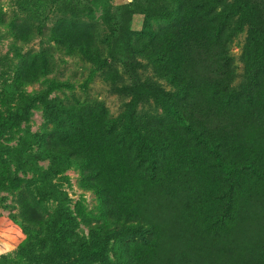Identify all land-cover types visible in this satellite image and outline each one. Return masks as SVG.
Returning a JSON list of instances; mask_svg holds the SVG:
<instances>
[{
	"label": "trees",
	"instance_id": "trees-1",
	"mask_svg": "<svg viewBox=\"0 0 264 264\" xmlns=\"http://www.w3.org/2000/svg\"><path fill=\"white\" fill-rule=\"evenodd\" d=\"M62 1L75 5L73 12L54 19L47 31L55 5L62 10L59 0H18L25 20L7 18L0 0V39H11L0 54V150L4 134L18 132L38 102L48 108L56 101L61 114L43 128L44 156L55 167L76 169L80 186L96 195L92 209L80 210L90 228L143 239V249L123 256L122 264H149L158 249L156 221L137 208L149 191L169 199L166 184L202 194L190 206L201 216L204 240L223 224L245 226L244 215L259 217L264 226V0H134L147 14L138 34L128 5L116 10L103 33L86 22L88 16L80 18L81 8L88 11L85 0ZM73 23L89 26L78 33ZM242 32L245 71L236 85L228 47ZM38 37L92 64L80 84L84 93L106 73L114 90L131 98L125 110L110 116L102 101L78 95L74 82L49 77L52 51L24 50ZM147 68L152 75H145ZM37 82L44 87L30 91ZM151 101L159 111L145 108ZM248 144L252 151L241 153ZM122 186L130 192L125 205L114 198V188ZM218 256L227 262L228 254Z\"/></svg>",
	"mask_w": 264,
	"mask_h": 264
},
{
	"label": "rangeland",
	"instance_id": "rangeland-1",
	"mask_svg": "<svg viewBox=\"0 0 264 264\" xmlns=\"http://www.w3.org/2000/svg\"><path fill=\"white\" fill-rule=\"evenodd\" d=\"M17 1L1 0L7 18L25 20L28 16L20 11ZM44 1L51 3L53 0ZM59 1L62 10L58 9L57 3L55 11L50 14L47 31L54 19L73 12L75 5L67 1L64 6L63 1ZM84 3L88 11L84 13L81 8L80 18L88 16L86 22H92L103 33L108 32L111 17L124 5L129 6L134 33H141L146 26L147 14L135 5L134 0H85ZM159 23L154 21L156 26ZM70 25L77 29L79 24ZM85 25L82 28L89 26ZM82 28L77 32L84 33ZM246 38L247 32H242L229 42L237 72L236 85L241 83L245 71L243 47ZM10 41L7 37L0 39V54L8 51ZM43 47H48L54 55V73L49 77L74 82L78 95L102 101L110 116L116 117L125 110L131 98L115 91L106 80V73H99L87 94L82 91L80 84L92 64L80 56L70 55L60 50L56 43L41 37L26 44L24 50L35 51ZM116 67L120 68L119 65ZM147 74L153 72L147 68ZM152 77L170 88L166 80ZM43 87L42 82H37L28 88L33 92ZM57 94L64 95L59 91ZM54 95L52 92L49 99H54ZM145 108L159 111L158 104L152 101ZM58 111L56 101L48 108L38 102L28 119L19 126V131L7 132L1 139L4 149L0 150V231L18 228L19 234L12 233L16 235V239L10 242L14 245L13 250L0 254V264H122L120 259L123 256L130 258L143 249V239L127 232L101 234L90 228L80 210L84 205L88 210L92 209L96 195L80 186L76 169L55 167L54 161L44 156L43 128L54 126L61 114ZM248 145L241 153L252 151L253 148H249L252 145ZM122 187L114 188V198L125 205L130 192ZM167 188L172 193L169 199L150 196L149 191L148 195L141 197L137 208L143 216L153 218L159 227L155 228L156 233L159 232L158 249L151 253L149 264H264V226L259 225V217L244 215L241 221L245 226L235 228L223 224L218 227L220 230L211 234L212 238L204 240L202 232L198 231L203 228L201 216L193 214L190 206L191 201L201 199L202 194L190 188L183 192L184 185L170 184L167 187L166 184L164 190ZM210 207L211 211L217 212V204L212 203ZM223 254H228L227 262L218 256Z\"/></svg>",
	"mask_w": 264,
	"mask_h": 264
},
{
	"label": "clouds",
	"instance_id": "clouds-1",
	"mask_svg": "<svg viewBox=\"0 0 264 264\" xmlns=\"http://www.w3.org/2000/svg\"><path fill=\"white\" fill-rule=\"evenodd\" d=\"M13 232L18 235V228L0 231V244L3 245V247H0V254H3L5 252H11L13 250L14 245L10 243L11 241H14L16 239V235L12 234Z\"/></svg>",
	"mask_w": 264,
	"mask_h": 264
}]
</instances>
